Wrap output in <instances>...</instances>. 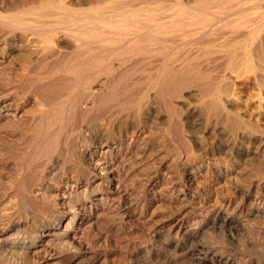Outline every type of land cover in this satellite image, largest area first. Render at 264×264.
I'll use <instances>...</instances> for the list:
<instances>
[{"label": "bare ground", "instance_id": "bare-ground-1", "mask_svg": "<svg viewBox=\"0 0 264 264\" xmlns=\"http://www.w3.org/2000/svg\"><path fill=\"white\" fill-rule=\"evenodd\" d=\"M56 10L5 21L36 34L52 60L23 87L42 110L22 133L0 138V167L13 162L20 172L4 189H16L14 200H0V264H35L40 249H64L59 264H94L98 252L79 242L95 218L132 230L158 196L171 213L127 251L129 264H264V235L243 223L264 216V104L258 119L241 108L249 87L264 101V0H188L170 16L159 6ZM53 27L66 52L51 49ZM9 92L0 93V122L17 118ZM154 141L171 165H155ZM203 167L225 178L249 169L257 179L238 189L245 198L236 206L206 190Z\"/></svg>", "mask_w": 264, "mask_h": 264}, {"label": "rangeland", "instance_id": "rangeland-1", "mask_svg": "<svg viewBox=\"0 0 264 264\" xmlns=\"http://www.w3.org/2000/svg\"><path fill=\"white\" fill-rule=\"evenodd\" d=\"M187 1L188 0H5L7 4L6 8L2 10L0 8V22L4 24H0V93L8 89L10 90L9 93H13L16 96L18 102H14V99H9V103L12 105L10 108L11 113L16 114L17 118L12 121L8 120L11 123L0 122V138L7 137L5 139L6 141L9 139L8 133H13V130H21L18 133H22L23 129H25L28 124H31V119L42 110V103L35 92L30 90L26 91L23 87L29 79L38 78L41 75L44 65L50 63L52 60L50 57L52 51H49L48 46L44 45L36 34L21 29L16 30L15 28L14 30L12 27V29L9 28L10 26L5 24L8 17L19 11L29 10L31 8L35 10L36 8L38 9L46 6L54 8L55 10L57 9V13L69 12L76 17H81L83 14H88L93 11H101L104 14H110L114 10L122 8L131 11L141 10L149 6H159L163 8L164 16H170L177 9L178 5L185 4ZM51 30L55 31L58 29H56L55 26V30L54 27ZM51 30L48 34V36L53 37V42L50 46L51 49L66 52L67 47L63 42L64 38L61 31H55L54 34L51 33ZM4 40L6 42H4ZM12 43H15V45L10 47L9 45ZM6 45L8 46L4 51L3 48ZM19 89L23 90L17 93ZM241 97V108L248 111L255 119H258V105H260V103L264 104V101L261 102L262 99L259 97L257 88L249 87L243 90ZM262 112L264 114V109ZM260 125L264 127V119L260 122ZM147 135L148 134H146V136ZM155 142L158 141H154L153 143L154 150L161 154L158 155L159 158H156L154 162L155 165L158 166L162 164V160L165 165H171L174 158L172 156L168 157L165 153L162 154V152H160L161 148L159 143ZM260 160V157L257 158V161ZM8 166L9 167H0V200H5L4 205L14 200L13 196L16 191L15 188L9 191L4 189L14 185L20 177V172L13 166V162H10ZM186 170H183V174L187 173ZM222 171L225 173L226 169L223 167ZM200 174L202 176L201 183L203 185L205 184L204 186L207 191H216L215 196L218 201H222L221 199H232L236 206L242 203V198H245L237 193L238 189H246L251 182H255L257 179L253 171L249 169L244 174L239 172L238 176L234 175L235 177L231 176L229 178H225L222 175H214V173H211L206 167L201 168ZM142 179L144 180V177ZM217 179H219V181ZM232 179H237V182L232 181ZM139 190H143V182L139 185ZM6 194L10 197H6ZM167 198L168 197L158 196L156 201L152 203L149 212L150 218L148 216L143 222L142 220H135V225L133 224L132 230H119L105 220L104 217L95 218V229L89 238L79 242V245L82 246L84 250L98 252L94 264H129L130 257L127 255V251H131L141 242L145 241L146 238L144 233L149 231L156 222L164 220L171 213L170 211L172 210L173 204L170 199ZM247 209L249 210L250 207ZM243 221L244 225H246L249 230H252L251 232L256 234L255 236L257 238L259 236V239L263 240V215L262 217L261 215H252L246 217ZM93 240H95V242H92ZM128 241H131L130 247L127 245ZM44 250H36V252L32 253L33 255H30L33 263L59 264L67 253L64 249Z\"/></svg>", "mask_w": 264, "mask_h": 264}]
</instances>
